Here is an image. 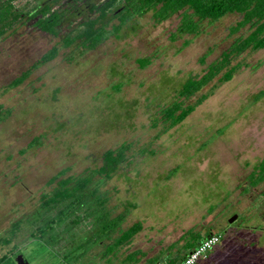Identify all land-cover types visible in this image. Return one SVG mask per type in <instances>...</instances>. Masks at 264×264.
I'll return each instance as SVG.
<instances>
[{"label": "rangeland", "instance_id": "1", "mask_svg": "<svg viewBox=\"0 0 264 264\" xmlns=\"http://www.w3.org/2000/svg\"><path fill=\"white\" fill-rule=\"evenodd\" d=\"M11 4L28 13L34 0ZM83 16L84 11L64 18L57 36L38 31L31 18L15 23L0 37V89ZM239 18L225 14L202 21L196 35L172 37L179 12L155 22L149 11L93 49L59 48L22 82L0 91V235L21 220L16 249L9 254L13 261L21 251L34 264H48L45 249L61 255L70 245L65 211L66 221L56 220L51 235L35 230L23 240L40 195L56 184L49 178L64 168L65 175L96 168L105 149L126 142V161L98 189L108 192L112 215L127 208L120 229L139 221L140 230L115 251L111 263L100 257L110 242L103 237L57 264H114L135 249L143 256L131 264H148L152 257L154 264H165L169 254L184 253L179 248L188 229L221 235L196 264H264V175L255 185L248 180L264 157V94L255 98L264 89V46L242 52L229 80L216 76L186 100L206 95L180 123L166 131L160 122L152 125L184 79L202 74L236 35L245 34L246 29L228 34ZM144 58L147 63L140 66L137 60ZM233 213L236 218L228 223ZM87 220L71 226L76 241L86 235Z\"/></svg>", "mask_w": 264, "mask_h": 264}, {"label": "trees", "instance_id": "2", "mask_svg": "<svg viewBox=\"0 0 264 264\" xmlns=\"http://www.w3.org/2000/svg\"><path fill=\"white\" fill-rule=\"evenodd\" d=\"M11 1L0 0V37L25 17L33 20L32 25L35 28L53 36L59 34L61 21L70 14L81 15L84 11L85 17L83 16L82 19L77 20L68 31L64 32L58 43L52 45L27 68L3 85L0 91L22 82L36 66L52 59L59 48L76 44L83 47V49H93L108 36L115 34L135 16H141L148 11H151V17L155 22H161L179 12L178 24L172 37L181 34L196 35L200 32L202 21L213 22L225 14H239L240 18L228 28V34L232 35L241 29H246L245 34L236 35L228 46L220 52L218 58L206 66L202 74L184 79L175 91L173 100L159 107L158 118L153 120L152 125L155 126L157 122H160L162 131H166L180 123L206 98L205 94H200L192 103H185L213 78L218 76L217 80L219 82L229 80L240 67V63L234 62V60L242 52L256 50L264 46V0H120L117 3L118 5H114L115 1L110 0L105 5H61L56 10H51V6L46 4L34 5L28 13H24L21 9L12 5ZM2 2H5V5H1ZM79 6L81 7L77 9ZM35 8L36 10L33 11ZM112 19H116V23H110ZM108 25L110 26L109 29L106 28ZM137 61L140 66L147 63L145 58ZM263 94L264 89L260 90L255 98ZM1 112L2 106L0 104V118ZM35 141L34 139L32 143ZM129 149L130 145L128 143H120L116 147L105 149L101 153L102 164L96 168H88L78 175H65L66 169L64 168L49 178V182H55L56 184L49 193L40 195L39 210L35 212L33 220H30V231L23 239L27 240L33 236L35 230L41 229H43L42 235L49 236L53 233L54 226L52 224L56 220L59 219L62 223L67 220L68 225L65 228L69 226L67 234L69 235L70 245L61 255H54L52 249H45L49 255L48 264L60 263L61 259L68 257L80 246H84L82 250L84 252L90 246L99 244L103 237L109 238L110 242L103 244L100 257L107 263H111L115 257V251L126 244L140 230L141 223L139 221L131 223L125 229H120L119 226L127 208L112 215L111 207L107 205L109 201L108 192L98 189L105 180L110 178L112 173H115L124 164ZM139 152H143V150ZM263 175L264 157L253 165L252 170L249 172L250 185L259 183L263 179ZM64 211L67 212L66 220H64V217L62 218ZM84 217H90V220H87L90 227H88L86 235L76 241L75 236L71 235V226L80 223ZM20 228L21 220L15 219L10 223V227L0 235V264H15L13 257L9 254L16 249L17 243L14 240L18 236ZM114 233H116L115 236H113ZM212 233L218 234L221 239L219 233L209 230H186L185 240L179 248L184 253L177 254L178 256H170L169 254L165 264L178 263L190 249ZM181 238H183V235ZM171 246L166 249L171 248ZM17 253H22L29 264H34L21 251H17L13 256ZM141 256H143V253L139 249L131 250L114 264H131ZM155 260H157V257L149 258L148 264H154ZM82 264L92 263L87 260Z\"/></svg>", "mask_w": 264, "mask_h": 264}, {"label": "built area", "instance_id": "3", "mask_svg": "<svg viewBox=\"0 0 264 264\" xmlns=\"http://www.w3.org/2000/svg\"><path fill=\"white\" fill-rule=\"evenodd\" d=\"M219 240L220 237L218 234H209L199 244L190 249L176 264H196L199 259L206 257L207 252L212 249Z\"/></svg>", "mask_w": 264, "mask_h": 264}, {"label": "flooded vegetation", "instance_id": "4", "mask_svg": "<svg viewBox=\"0 0 264 264\" xmlns=\"http://www.w3.org/2000/svg\"><path fill=\"white\" fill-rule=\"evenodd\" d=\"M108 1H110V0H34V4L33 5H44V4H46V5H50L51 6V10H53V9L56 10L57 8H60L61 5H63V6L64 5H105ZM114 1H115L114 5H118L117 3L120 0H114ZM1 5H5V2H2ZM80 7L81 6H79L77 9H79ZM36 8L33 9V11H35ZM150 13H151V11H150ZM77 14H79V12H77ZM141 16H137V17L135 16L134 18H138V17H141ZM113 20H115V22H112ZM116 21H117L116 19H112L110 21V23H116ZM32 22H33V20H32ZM37 30L40 31L39 29H37Z\"/></svg>", "mask_w": 264, "mask_h": 264}, {"label": "water", "instance_id": "5", "mask_svg": "<svg viewBox=\"0 0 264 264\" xmlns=\"http://www.w3.org/2000/svg\"><path fill=\"white\" fill-rule=\"evenodd\" d=\"M236 218V214L233 213L232 215H230L227 219L228 223H231L234 219ZM14 262L15 264H29L23 257L22 253H18L16 254V256L14 257Z\"/></svg>", "mask_w": 264, "mask_h": 264}]
</instances>
